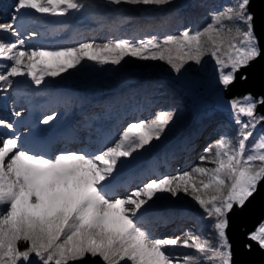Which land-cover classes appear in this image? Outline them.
<instances>
[{
  "label": "snow or ice",
  "instance_id": "snow-or-ice-1",
  "mask_svg": "<svg viewBox=\"0 0 264 264\" xmlns=\"http://www.w3.org/2000/svg\"><path fill=\"white\" fill-rule=\"evenodd\" d=\"M170 0H106L109 5H165ZM256 0H231L210 11L202 27L185 28L179 34L144 38L117 37L98 43L95 39L76 46L33 47L24 50V41L0 43V59L10 61L0 72V93L12 87V80L27 74L35 85L46 77H59L88 62L118 66L127 57L162 61L170 66L176 86L194 95L196 81L190 63L200 66L206 56L214 61L210 83L216 89L218 105L227 104L238 126V147L217 151L204 149L199 164L187 171L150 178L142 184L125 187L126 170L142 153L166 135L176 117V109L160 110L151 119L130 122L114 146L99 143L96 150H64L50 154L42 138L43 126L50 125L54 114L44 116L31 133L16 130L17 121L0 119L9 135L0 137V264H83L87 255L100 257L103 264H236L233 246L227 236L230 214L242 211L264 184V132L247 149L246 142L257 125L264 124V95L247 92L226 99L239 81L249 79L248 69L264 67V15L258 16ZM264 3V0H260ZM84 4L77 0H16L9 23L0 31L19 35L18 17L28 10L40 14L67 15L79 12ZM32 36L37 34L33 32ZM21 112L14 111L19 118ZM224 139L219 148L227 146ZM214 163L216 167H203ZM198 176L209 177L206 181ZM75 177L71 202L65 199L55 211L49 209L60 198L54 190ZM160 194L190 197L203 210L207 231L219 240L217 247L199 235L156 237L146 224ZM39 210V211H37ZM264 251V223L247 233ZM26 243L20 249L19 243ZM191 249L196 254L174 250Z\"/></svg>",
  "mask_w": 264,
  "mask_h": 264
},
{
  "label": "rangeland",
  "instance_id": "rangeland-1",
  "mask_svg": "<svg viewBox=\"0 0 264 264\" xmlns=\"http://www.w3.org/2000/svg\"><path fill=\"white\" fill-rule=\"evenodd\" d=\"M92 1L94 0H77L78 3H82L84 6ZM192 1L194 0H172L174 3H190ZM230 2L231 0H225L224 4ZM15 3L16 0H0V23L11 22L14 12L13 5ZM216 5L218 4L216 3ZM83 9L79 12L74 10L72 17L74 24H67V26H70L69 28L59 29L61 33L57 35L48 31L50 28L47 24H50L51 17L53 15L40 14L34 10H28L23 15L18 17V26L16 27V31L19 35H13L9 32L0 31V43H16L23 40V47L25 51H29L33 47H39L42 45L49 46L52 49L59 46H76V44L68 45L66 39L73 32V27L77 23V19L74 17L75 14L77 13L81 16ZM101 9L102 8L100 7L99 10ZM144 11H147V9ZM195 19H197V15L193 12L190 23H193ZM84 24L85 23H80V26H77H79V28L81 26L84 27ZM59 25L60 24L56 26ZM63 25L61 24V26ZM33 32L37 35L32 36L31 34ZM95 36L87 35V39L84 38L85 41L83 42H86ZM104 38H106V36ZM97 42L104 43L107 41L98 40ZM10 63V61L0 59V72L6 71ZM88 85L85 87H88ZM196 87L194 89V95H190L194 98V100L202 97V92L209 91H199ZM33 89H35L34 82L27 76V74L22 77L14 78L12 80V87L9 88L6 93H0V119H4L8 122L17 121L16 130L23 134L33 132L34 128L38 131L41 130L39 121L46 115L54 114V120L50 122V125L43 126L42 129V138L48 144L50 154H56L64 150H96L99 148L98 142L102 140L107 141L104 145L105 148L107 146H114L115 143L118 142L119 135L121 134L123 128L127 127L130 122H138L140 119H151L158 114V111L169 110L168 107H160L162 102H155L154 99L145 105L139 99L133 100L132 98L122 100L119 99V101L116 100L112 102L111 99H109L107 101L108 104L98 102L96 104L81 105L74 104L72 98L67 101L63 96L64 93H60L59 88L53 90V93L51 94L50 92L32 93ZM72 92V94H77L76 90H72ZM89 93L93 94V97L98 99H107L108 97V91L104 89L93 90V92L89 91ZM57 95L61 96H59V100L61 102L66 101L65 104L55 105L57 101L54 99ZM43 102L46 103L44 106H42ZM110 103L113 104L109 106ZM130 107L135 108L136 111H132L133 109ZM142 108L144 111H142ZM14 111L21 112V116L19 118L14 117ZM183 125L182 121L180 123L179 116L176 113V117L169 125V130L166 132V135L162 136L160 141H154L153 146H150L147 152L142 153L139 159L126 170L125 187L121 188V192L125 191L127 188L142 186V184L148 179L156 178L160 173L162 176L166 174H176L177 171L182 172L191 170L199 164V157L204 154V149L209 145H212L210 156L213 158L215 157L217 151L228 152L231 149L238 147L239 137L237 134V125L235 128L226 126L225 130H218L217 128H212L210 126V130L206 128L199 135H196L197 129L195 130L194 128H190V126L189 129L186 128V125ZM184 132L188 136L196 135V139H194L196 141L191 150L188 152V149L186 150L188 154L184 158L181 157L180 160L172 162L169 159H171L170 157L172 156L173 149H175V154L173 156L176 155L178 157L183 149L182 143L178 146V148L176 144L179 137L182 138V136H184ZM261 132H264V128L257 135L254 132L253 136L246 142V154L247 149L258 140ZM9 134V130L0 127V137L7 136ZM178 135L180 136L175 139ZM63 136L66 137V139L62 140L61 137ZM220 139H224L226 142L230 141V143H227V146L221 149L217 145V142ZM153 158L158 159L159 163L156 167L159 174H156L155 171H151L152 167H150V162ZM200 166L211 168L216 167V164L205 163ZM140 175L143 176L140 177ZM132 178H135V183H128V180H131ZM197 178L204 179L206 181L209 177L198 176ZM6 207L7 205L0 206V211L6 209ZM203 215V210L200 209V207L190 197L181 194L179 198H171L168 194H160V199L156 201L151 215L146 219H150L151 217H155L157 220L164 218L162 219L163 225L158 227L157 230H154L152 229V226L148 225V223L146 224L156 237L163 238L180 235L183 239L190 235H199L201 239H210L218 247L219 240L216 236H210L208 232V234H203L204 230L199 231L195 229L197 228V225L194 223V217H197L200 221H202L203 225L205 224V227L207 226L208 221L203 219ZM192 226H194V228L190 229ZM174 251L199 255L195 252V250L191 249H179ZM91 258L93 259V257Z\"/></svg>",
  "mask_w": 264,
  "mask_h": 264
},
{
  "label": "trees",
  "instance_id": "trees-1",
  "mask_svg": "<svg viewBox=\"0 0 264 264\" xmlns=\"http://www.w3.org/2000/svg\"><path fill=\"white\" fill-rule=\"evenodd\" d=\"M92 2L85 6L81 16L77 13L75 14L74 17L77 19V23L73 27V32L66 39L68 45L85 41L84 38L87 35H96L91 38L96 41H107L117 37L144 38L148 35L162 37L165 34H179L185 28L196 29L202 27L208 21L210 11L223 5L225 0H194L190 3H174L170 0L168 4L158 6L129 4L116 6L107 4L106 0H94ZM100 7L102 8L101 10H99ZM145 9L147 11H144ZM193 12L197 15V19L190 23ZM80 23H85L84 27L81 26L79 28ZM47 25L50 28L48 31L53 32L55 35L61 33L59 29L70 27L67 24L56 26L52 22ZM105 36L106 38H104ZM186 67L192 70L191 76L196 81V88L199 91L209 90L202 92V97L197 100L186 94L184 89L176 86L170 66L165 62L145 61L131 57L125 58L118 66L110 64L98 65L93 62L85 64L83 67H78L76 70H69L68 73H63L59 77H46L41 85L37 86L34 84L35 89L32 90V93L50 92L51 94L53 90L59 88L60 93H64L63 96L67 101L72 98L74 104L81 105L96 104L98 102L108 104L107 101L109 99L112 102L129 98L133 100L139 99L145 105L154 99L155 102H162L160 107H168L169 110L175 108L180 123L182 121L186 128L190 126V128L197 129L196 135L201 134L206 128L209 129L210 126L218 130H225L226 126L235 128L236 124L233 114L217 112L213 109L212 101L208 98L210 92L215 90L210 83L214 67L213 59L210 56H206L200 66L190 63ZM93 78H99V80L88 85L87 83ZM85 84L88 87H85ZM99 89L108 91L107 99L94 98L93 94L89 93V91L93 92V90ZM72 90H76L77 94H72ZM59 96L57 95L54 99L57 101L55 105L65 104L66 101L61 102ZM45 104L43 102L42 106ZM112 104L110 103L109 106ZM130 108L133 109L132 111H136L135 108ZM142 111H144L143 108ZM263 128L264 124L257 125L254 131L255 134L257 135ZM186 133L182 138L179 137L180 135L175 138L179 137L178 142L176 141L177 148L182 143L183 149L179 157L173 156L175 154V149H173L170 161H178L181 157L184 158L188 154L187 152L192 149L196 141L194 140L196 135L188 136ZM61 139L64 140L66 137L63 136ZM158 163L156 158H153L150 162L151 171H155L156 174H159L156 167ZM159 175L161 176V173ZM134 179L128 180V183L134 184ZM162 219L157 220L155 217H151L146 219V223L152 226V229L157 230L158 227L163 225ZM193 219L195 225H197L196 230H204L203 234L208 232L207 226L205 227L202 221L197 217ZM193 228L194 226L190 227V229ZM26 246L24 242L19 243L21 250L26 248ZM83 264H103V261L100 257L92 259L90 255H87Z\"/></svg>",
  "mask_w": 264,
  "mask_h": 264
},
{
  "label": "water",
  "instance_id": "water-1",
  "mask_svg": "<svg viewBox=\"0 0 264 264\" xmlns=\"http://www.w3.org/2000/svg\"><path fill=\"white\" fill-rule=\"evenodd\" d=\"M255 11L258 16L264 15V3L256 0L254 4ZM74 10H71L67 15L51 17L53 24H74ZM249 79L247 81H239L235 88L224 93L226 99H231L233 96H243L247 92H252L253 95H264V67L259 64L253 65L248 70ZM99 78L91 79L87 84L97 82ZM86 85V84H85ZM216 89L208 95L212 101V107L217 112L222 114L232 113V110L227 104L218 105L215 100ZM258 113L264 114V106L258 108ZM264 222V184H262L261 192L251 200L247 208L242 211H237L230 214V224L227 229V236L233 246L234 259L236 264H264V251H261L254 242L253 250L249 251L244 247L245 243H250L247 239V233L255 231L258 226Z\"/></svg>",
  "mask_w": 264,
  "mask_h": 264
},
{
  "label": "clouds",
  "instance_id": "clouds-1",
  "mask_svg": "<svg viewBox=\"0 0 264 264\" xmlns=\"http://www.w3.org/2000/svg\"><path fill=\"white\" fill-rule=\"evenodd\" d=\"M76 178L70 177L68 184H60L57 186V188L54 190L57 193H60V198L55 202V204L49 209V211H55L56 208H58L62 203L65 202V199H67L69 202H71V198L74 195V183ZM39 211V210H37Z\"/></svg>",
  "mask_w": 264,
  "mask_h": 264
}]
</instances>
